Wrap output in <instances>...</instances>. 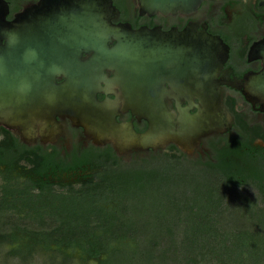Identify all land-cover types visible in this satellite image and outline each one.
<instances>
[{"label": "water", "instance_id": "1", "mask_svg": "<svg viewBox=\"0 0 264 264\" xmlns=\"http://www.w3.org/2000/svg\"><path fill=\"white\" fill-rule=\"evenodd\" d=\"M139 2L143 12L167 14L189 13L201 0ZM41 8L38 5L37 12ZM114 11L111 0H86V7L81 4L79 11L67 7L58 13L51 8L53 18L24 26L22 13L7 19L8 4L0 0V126L28 144L37 136L50 142L59 128L56 116L66 115L92 131L97 143L102 138L113 141L121 151L173 142L189 152L201 138L223 132L228 123L223 121L222 98L211 74L212 64L225 55L223 42L206 31L195 33L191 27L182 33L134 30L111 23ZM84 13L86 23L79 18ZM62 14L67 19H61ZM112 40L114 44L109 45ZM83 53L89 57L83 59ZM260 55L264 63V48ZM105 69L113 70L112 78L103 74ZM103 81L108 91L112 83L119 84L123 97L98 99ZM164 82H170L188 101L177 130L165 106L166 96L174 93L165 89ZM250 85L252 95L264 105V66ZM34 98L38 113H43L40 132L32 126L29 107H24V101L31 103ZM121 103L149 120L145 132L116 124L110 115L100 133L103 110ZM193 107L196 111L191 113Z\"/></svg>", "mask_w": 264, "mask_h": 264}, {"label": "trees", "instance_id": "2", "mask_svg": "<svg viewBox=\"0 0 264 264\" xmlns=\"http://www.w3.org/2000/svg\"><path fill=\"white\" fill-rule=\"evenodd\" d=\"M235 153L239 163L217 169L163 160L105 172L98 187L75 191L57 190L38 168V179L22 174L11 160L1 175L0 242L20 256L53 244L98 264H264V154ZM230 203L257 220H217Z\"/></svg>", "mask_w": 264, "mask_h": 264}, {"label": "flooded vegetation", "instance_id": "3", "mask_svg": "<svg viewBox=\"0 0 264 264\" xmlns=\"http://www.w3.org/2000/svg\"><path fill=\"white\" fill-rule=\"evenodd\" d=\"M5 1L9 7L7 19L12 20L16 14L22 13L24 26L38 20L43 21L45 18H53L49 13L51 8L59 13L62 8L71 7L79 11L81 4L86 7V0L82 3L79 0ZM111 1L115 7L110 17L113 24L126 25L134 30L157 29L164 33H182L191 27L195 33L206 31L223 42L225 55L218 57L212 64L211 74L222 98L223 121L228 123L227 128L223 132L201 138L198 144L187 152L173 142L163 146L121 151L113 141L104 142L102 138L97 143L98 139L92 131L76 124L66 115L56 116L59 128L50 142H44L41 136H37L34 142L28 144L11 129L0 126V190L3 183L1 175L10 174L11 160L21 166L19 169L22 174L36 176L38 179V168L50 176L57 190L75 191L83 189L86 184L98 187L105 172L139 166L154 167L163 160L171 161L178 167H195L193 169L201 170L217 169L225 162L229 165L239 163L241 157L235 152L256 151L255 157L264 154V105L250 92L252 78L264 66L260 55L264 48V0H201L198 7L189 13L167 14L143 12L139 0ZM40 4L42 8L37 12L36 7ZM80 17H83L81 20L86 23L85 13ZM60 18L67 19L64 14L60 15ZM114 42L115 40H112L109 45ZM88 57L89 54L83 53V59ZM104 73L109 78L114 75L110 69H105ZM101 85L103 90L97 93L98 99L123 97V88L119 84L112 83L110 91L105 89L104 81ZM163 85L167 91L174 93L173 96H166L165 106L167 111L173 114L174 128L177 130L181 110L187 107L188 101L180 92L173 90L170 82H164ZM24 107H29L26 111L30 114L32 126L40 132L43 128V113H38L36 99H32L31 103L24 101ZM195 111L194 107L190 110L191 113ZM110 115H113L116 124L126 125L137 133L145 132L150 126L149 120L142 117L139 111L121 103L116 108L103 110L100 127L102 135L106 117ZM260 156L262 160L263 156ZM44 159L48 160L45 166ZM262 163L264 166V162ZM245 213L248 215L245 220L247 224L257 220L253 212ZM231 218L235 219L232 216Z\"/></svg>", "mask_w": 264, "mask_h": 264}, {"label": "rangeland", "instance_id": "4", "mask_svg": "<svg viewBox=\"0 0 264 264\" xmlns=\"http://www.w3.org/2000/svg\"><path fill=\"white\" fill-rule=\"evenodd\" d=\"M257 168H263L262 165ZM233 203L229 204V207H225L223 214L218 218L222 219L226 223H232L237 220L245 221L247 219V214L242 207H235ZM264 205V204H262ZM227 206V205H226ZM231 213V214H230ZM230 214V215H229ZM231 215L233 218H231ZM247 223V221H245ZM0 232L4 233L5 229H1ZM15 246L13 243L0 242V264H98L95 259L84 260L79 250H61L53 244L47 246L38 244L34 251L25 256L11 254V249ZM141 264V260L136 261ZM199 264H203L199 262ZM208 264H217L215 260H212Z\"/></svg>", "mask_w": 264, "mask_h": 264}]
</instances>
